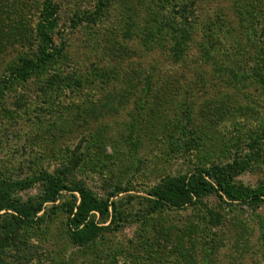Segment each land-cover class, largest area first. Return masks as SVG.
Masks as SVG:
<instances>
[{"label":"rangeland","instance_id":"1","mask_svg":"<svg viewBox=\"0 0 264 264\" xmlns=\"http://www.w3.org/2000/svg\"><path fill=\"white\" fill-rule=\"evenodd\" d=\"M159 1L54 0L62 57L46 76L14 82L0 102V180L54 171L69 147L78 178L102 198L126 189L118 197L131 214L88 246L71 244L63 211L22 227L10 244L0 232V264H264V202L207 196L214 225L202 206L148 214L146 200L165 179L245 157L259 135L235 180L264 182V0H193L189 26L170 6L154 19ZM42 9L43 0H0V78L36 50ZM49 76L55 85L46 86ZM108 250L113 257L102 258Z\"/></svg>","mask_w":264,"mask_h":264},{"label":"trees","instance_id":"2","mask_svg":"<svg viewBox=\"0 0 264 264\" xmlns=\"http://www.w3.org/2000/svg\"><path fill=\"white\" fill-rule=\"evenodd\" d=\"M192 1L161 0V3L160 1L158 3L160 10L153 11V15H156L154 19L165 7L170 6L181 9L182 15H185L184 20L189 26L192 23V19L188 20L189 14L193 16V12L191 10L188 13L187 6L193 8L194 2ZM262 4L264 5V2ZM257 6L253 7V11L250 12L253 20H257L255 19ZM76 20L80 22L82 19L77 17ZM58 26V5L54 0H43L42 15L33 31L37 48L29 54L19 56L17 61L9 63L6 75L0 78V102L14 82H26L35 76L43 77L62 57V50L57 47L54 40ZM182 26L180 31L183 34L181 37L184 39L186 34L190 36V33L185 32L184 24ZM157 28L159 29L158 24ZM172 28L177 31L176 27ZM21 42L25 44V41ZM180 46L181 40L175 38V47L178 52ZM43 79L41 78L42 82H44ZM258 80L264 87L263 73L258 75ZM66 81H59L58 85ZM45 83L46 86L55 85L56 77L50 78L49 76ZM68 83L71 84V80L68 79ZM261 139L259 135L251 140L248 144L250 153L245 154V157H242L241 153H236L230 163H215L206 168L196 167L194 170L161 181L147 193L146 200L149 202L147 213L154 214L163 209L178 211L187 206H202L207 210L212 224L217 225L220 218L206 205L204 198L207 196L217 195L227 200L228 204L259 205L263 203L264 182H261L256 188H249L235 180L240 172L251 166V157L257 155V153H253V150L261 146ZM72 151L69 147L65 148L66 162L54 171H44L29 179L18 181H10L8 178L0 180V232L9 238L7 241L9 244L15 240L22 227L39 225L59 211L66 214L69 239L71 244L76 247L93 245L103 233L117 231L128 222L131 213L128 210H122L123 199L118 197V194L127 190L117 186L105 198L94 193L82 179L78 178L77 173L81 168L80 161L78 164L74 162L75 152L71 153ZM33 186H37L38 189L36 197L23 199L15 193L31 189ZM115 197L116 199H112ZM106 256L111 258L113 253L108 250L102 258H106ZM112 259L108 264H113ZM180 261L182 262V258Z\"/></svg>","mask_w":264,"mask_h":264}]
</instances>
